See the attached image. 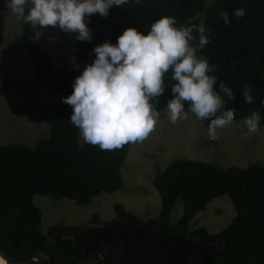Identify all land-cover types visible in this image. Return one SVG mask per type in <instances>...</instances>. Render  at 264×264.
I'll return each instance as SVG.
<instances>
[{
    "label": "trees",
    "instance_id": "trees-1",
    "mask_svg": "<svg viewBox=\"0 0 264 264\" xmlns=\"http://www.w3.org/2000/svg\"><path fill=\"white\" fill-rule=\"evenodd\" d=\"M236 9H243V15H234ZM221 12L228 14V23L222 19ZM160 16L174 17L177 27L195 25L193 36L196 38L190 41L193 45L198 44L196 29L205 28L208 43L198 48L196 54L214 66L209 74L216 77L214 90L224 100L223 107L235 110L234 120L259 111L262 117L259 127L263 126L264 0H128L123 6L114 5L107 16L94 13L86 19L92 39L75 40L73 56L78 68H55L50 52L40 39L32 38L33 29L22 21L20 40L35 65L36 78L66 96L72 91L74 78L94 58L95 45L104 41L115 43L127 27L146 33L151 22ZM3 29L0 9V43ZM164 82V92L154 98L157 110L166 107L168 99L174 95L171 69L165 73ZM221 83L232 89V99L220 90ZM245 86L251 88V103H246L241 93ZM187 106L186 101L185 110ZM71 111V106L60 99L52 113L48 134L39 138L33 147L21 142L0 144V246L12 256L32 257L43 252L51 254L53 250L55 261L60 264L65 256L57 249L72 250L69 239L53 234L64 223L51 225L48 235L41 231V211L33 204L34 195L69 198L76 204H85L93 196L114 192L122 185L121 166L129 142L111 150L80 143L79 129L70 121ZM201 122L208 127V119ZM153 185L161 202L158 219L140 220L119 203L114 204L115 210L152 229L163 227L179 232L182 228L187 230L189 220L204 210L209 200L226 194L235 208L229 224L213 233L196 226L191 234L202 241L223 242L232 251L236 250L237 257L264 264V159L241 168L183 156L158 170ZM177 198L182 200L183 211L172 222L170 213ZM93 216L99 218L97 212ZM51 236H55L53 243Z\"/></svg>",
    "mask_w": 264,
    "mask_h": 264
},
{
    "label": "clouds",
    "instance_id": "clouds-1",
    "mask_svg": "<svg viewBox=\"0 0 264 264\" xmlns=\"http://www.w3.org/2000/svg\"><path fill=\"white\" fill-rule=\"evenodd\" d=\"M127 2L3 0L7 11L31 26L33 39H39L45 29L53 26L75 33L79 41L92 39L86 23L88 17L94 13L107 16L112 6ZM234 15H243V9L234 10ZM221 17L225 23L229 22L226 12H221ZM195 27H177L174 17L160 16L151 22L146 33L127 27L115 43L104 41L93 47L94 58L74 78L71 93L61 97L62 102L71 106L70 121L85 142L111 150L127 142L144 140L159 119L154 98L164 92V76L169 69L175 81L171 85L174 95L166 104L169 120L174 124L178 119L188 118L190 113L197 119H208L209 138H218L217 129L232 123L236 113L232 108L223 107L224 100L214 90L216 77L209 74L214 66L196 54L198 48L208 43L203 26L196 29L198 44L190 43L196 38ZM74 67L79 65L74 63ZM220 90L229 99L234 97L226 84L221 83ZM241 93L246 103L252 102L250 86L242 88ZM261 119L259 111L245 116V135L256 133Z\"/></svg>",
    "mask_w": 264,
    "mask_h": 264
},
{
    "label": "rangeland",
    "instance_id": "rangeland-1",
    "mask_svg": "<svg viewBox=\"0 0 264 264\" xmlns=\"http://www.w3.org/2000/svg\"><path fill=\"white\" fill-rule=\"evenodd\" d=\"M0 9L4 18L3 41L0 43V144L21 142L33 147L39 138L48 134L49 121L41 131L45 125L42 121L49 114L51 117L52 108L58 102L56 98L59 100L62 93L36 78L35 65L20 40L21 20L5 9L3 0H0ZM39 39L50 52L55 68L74 67L75 33L49 26ZM8 81H11L10 85ZM21 102L27 104L24 109ZM38 105L45 108L44 113L42 109H36ZM160 111H164L165 116L156 121L147 137L131 142L121 166L123 185L116 191L102 192L85 204H76L69 198L34 195L33 204L41 211L40 228L45 235L53 224L80 225L94 212L100 215L101 220H109L118 215L115 203L122 204L126 210L142 218H159L161 202L153 178L158 170L165 169L175 158L184 156L223 167L241 168L264 159V125L256 133L245 135L247 129L243 119L234 120L228 124L230 129L227 127L223 131L219 128L218 138L213 140L201 120H197L200 126L195 129L187 124L173 127L166 107ZM77 134L79 142H85L79 130ZM172 144L174 147L171 149ZM182 211V200L177 198L170 213L173 222ZM234 215L235 208L229 197L226 194L217 196L189 220L188 229L202 226L209 232H218L229 224Z\"/></svg>",
    "mask_w": 264,
    "mask_h": 264
},
{
    "label": "flooded vegetation",
    "instance_id": "flooded-vegetation-1",
    "mask_svg": "<svg viewBox=\"0 0 264 264\" xmlns=\"http://www.w3.org/2000/svg\"><path fill=\"white\" fill-rule=\"evenodd\" d=\"M133 214L140 220L149 218H142L135 213ZM98 217V219H94L92 214L83 224H64V226L53 233L55 236L69 239L72 245L71 252L65 248L62 250L57 249L58 253H62L65 256L60 264H72L77 262H84L86 264H115L124 254L122 243L114 234L115 228L127 224H142L138 219L121 213H118L117 216L109 220H101L99 214ZM170 220L172 221L171 217ZM188 227L187 230L182 228L179 232L184 231L187 236L200 241L203 245L200 256L187 257L188 264H254V261L251 259L240 255L237 257L236 250L232 251L229 247H226L223 242L221 243L216 240H200L199 236L191 234V231L196 226L192 230L188 229ZM54 237H50L52 243ZM54 254L55 252L53 250H51V254L43 252L41 255H38V258L45 260L47 256L54 257ZM58 259L60 258H57V260Z\"/></svg>",
    "mask_w": 264,
    "mask_h": 264
},
{
    "label": "water",
    "instance_id": "water-1",
    "mask_svg": "<svg viewBox=\"0 0 264 264\" xmlns=\"http://www.w3.org/2000/svg\"><path fill=\"white\" fill-rule=\"evenodd\" d=\"M114 234L122 243L123 256L115 264H188V256H200L202 243L183 232L142 224L117 226ZM41 255V254H39ZM0 264H57L54 257L12 256L0 246ZM72 264H86L77 262Z\"/></svg>",
    "mask_w": 264,
    "mask_h": 264
},
{
    "label": "crops",
    "instance_id": "crops-1",
    "mask_svg": "<svg viewBox=\"0 0 264 264\" xmlns=\"http://www.w3.org/2000/svg\"><path fill=\"white\" fill-rule=\"evenodd\" d=\"M32 70V69H31ZM11 84V81H8V85H10ZM53 97V96H52ZM60 99L61 98H59V100H58V98H56V102L58 101H60ZM58 102L55 104V107H56V105L58 104ZM25 105H27L26 103H23V102H21V107H22V109H24V107H25ZM36 109L37 110H41L42 109V112L44 113V111H45V108L42 106V105H38L37 107H36ZM53 110L52 111H54V109L55 108H52ZM163 109V108H162ZM162 109H160V110H162ZM160 110H158L159 112H160V116H159V119H162V118H164V111H160ZM53 113V112H52ZM51 116H52V114H51ZM49 118L51 119V117H50V114H49V116H47L46 118H44L43 119V121H42V123H44L45 125H44V127L41 129V131L43 130V129H45L46 128V124L48 123V121L50 122V120H49ZM197 120H200V119H197L195 116H192V115H190V116H188V118H186V119H178L174 124H172V126L173 127H176V126H183V124H187L189 127H191V128H193V129H195L197 126H200L199 125V123L197 122ZM228 127V125H226L225 127H223L222 128V130L223 131H225V129ZM229 129L231 128V127H228ZM218 130V129H217ZM84 143V142H83ZM130 144H131V142H129V147H130ZM174 146H173V144H172V146H171V149L173 148ZM163 149H166L167 150V148H163ZM129 151V150H128ZM127 155H128V153H127ZM189 158V157H188ZM121 174H122V171H121ZM122 180H123V176H122ZM122 185H123V182H122ZM121 185V186H122ZM150 218V217H149ZM151 218H156V217H151Z\"/></svg>",
    "mask_w": 264,
    "mask_h": 264
},
{
    "label": "bare ground",
    "instance_id": "bare-ground-1",
    "mask_svg": "<svg viewBox=\"0 0 264 264\" xmlns=\"http://www.w3.org/2000/svg\"><path fill=\"white\" fill-rule=\"evenodd\" d=\"M0 261H3V262H5L1 257H0Z\"/></svg>",
    "mask_w": 264,
    "mask_h": 264
}]
</instances>
